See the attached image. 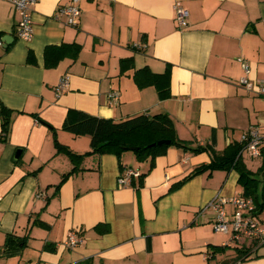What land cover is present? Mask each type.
Wrapping results in <instances>:
<instances>
[{"label":"crops","instance_id":"obj_1","mask_svg":"<svg viewBox=\"0 0 264 264\" xmlns=\"http://www.w3.org/2000/svg\"><path fill=\"white\" fill-rule=\"evenodd\" d=\"M176 1L80 0L78 25L70 26L55 13L72 0H37L34 37L25 41L16 35L13 4L0 0V111L12 110L6 140L0 115V264H224L236 246L250 245L243 238L214 253L230 235L215 230L208 203L243 193L236 168L179 184L212 160L211 149L193 148L215 139L221 153L251 125L264 137V0H180L190 11L186 28L176 22ZM61 44L78 45V52L67 50L47 66L46 48ZM243 62L262 84L259 94L240 84ZM145 67L165 74L163 93L147 82ZM65 74L70 84L57 97ZM71 109L116 120L164 112L189 146H170L153 165L133 150L87 154L91 136L63 129ZM53 129L75 156L57 149ZM241 153L257 171L262 157L245 147ZM126 167L143 177L121 187ZM72 229L83 242L70 249L62 242ZM249 254L258 257L239 264H264V241Z\"/></svg>","mask_w":264,"mask_h":264},{"label":"trees","instance_id":"obj_2","mask_svg":"<svg viewBox=\"0 0 264 264\" xmlns=\"http://www.w3.org/2000/svg\"><path fill=\"white\" fill-rule=\"evenodd\" d=\"M75 49L78 52V45H50L45 50L46 65H55L67 50ZM128 61L127 59L125 62ZM143 70L149 72L148 83H154L159 88L161 77L165 74L158 75L150 72L149 68L145 67ZM147 83L141 82V85ZM161 88V93H163ZM11 114L12 110L2 105L0 115L2 119L1 139L6 140L11 128ZM63 129L73 133L76 136L89 135L91 136L92 150L87 154L98 153L106 154L112 153L121 157L124 151L131 150L130 147H137L134 151L139 161L150 160L151 165L154 160L167 152L170 146L188 147L187 141L178 137L174 120L172 117L164 112L149 114L138 113L128 116L121 120L114 118H106L93 114H89L79 109H71L63 123ZM56 130L53 129V135L57 149L59 151L67 152L71 157L75 156L67 146L59 142L56 137ZM159 140H170V143L159 144ZM215 139L208 146H198L193 148L195 151L202 149H211L212 160L208 164H203L197 167L189 176H187L179 185L194 176L207 171L215 169H231L236 168L239 171V183L243 187V193L246 196L253 197L257 206V211L260 213L264 211V144L262 146V164L257 171L249 169L243 161L242 150L245 147V142L231 143L223 152H217L214 146ZM84 155V154H83ZM80 156V155H77ZM71 173V172H70ZM70 173L66 174L68 176ZM64 177V178H65ZM143 173H141L142 179ZM177 185V186H179ZM238 243V242H236ZM261 242L252 240L250 245L243 243V246H236V256L230 262L224 264H239L249 259L258 256H251L249 251ZM227 245L218 246L214 253L226 251Z\"/></svg>","mask_w":264,"mask_h":264},{"label":"built area","instance_id":"obj_3","mask_svg":"<svg viewBox=\"0 0 264 264\" xmlns=\"http://www.w3.org/2000/svg\"><path fill=\"white\" fill-rule=\"evenodd\" d=\"M19 16L16 26V35L19 39L31 41L34 37V19L33 6L37 0H9ZM175 19L180 28H186L189 25L190 11L185 8L180 0L174 4ZM82 10L80 0H72L59 6L55 13V18L60 20L65 18V23L70 26H77ZM0 44L3 41L0 40ZM135 47H139L135 44ZM245 74L240 78V84L249 92L259 94L262 84L253 82L249 75L251 66L247 62H243ZM70 84V75L65 74L55 85L56 96L59 97L67 89ZM109 99L113 103L119 102V93L112 91L108 94ZM245 149L254 157H261L264 137L257 125H251L243 134ZM141 171L131 167H126L122 174L118 177V184L121 187H127L133 184L134 178L141 177ZM2 195L0 194V202ZM208 207L215 212V230L230 235V239L226 243L227 246H233L243 238L264 241V227L258 218V211L253 197L239 193L231 197L217 195L209 203ZM83 242V238L75 229L68 231L62 245L73 249Z\"/></svg>","mask_w":264,"mask_h":264},{"label":"water","instance_id":"obj_4","mask_svg":"<svg viewBox=\"0 0 264 264\" xmlns=\"http://www.w3.org/2000/svg\"><path fill=\"white\" fill-rule=\"evenodd\" d=\"M11 37L13 38V36H11ZM7 42L9 43L10 41L7 39ZM158 143H159V144L170 143V140H159ZM130 148H131V150H135L137 147L132 146V147H130ZM21 153H22V150L19 149V150L17 151V153H16L15 158H16V159L19 158L20 155H21Z\"/></svg>","mask_w":264,"mask_h":264},{"label":"rangeland","instance_id":"obj_5","mask_svg":"<svg viewBox=\"0 0 264 264\" xmlns=\"http://www.w3.org/2000/svg\"><path fill=\"white\" fill-rule=\"evenodd\" d=\"M263 217V221H264V215L262 216ZM264 223V222H263Z\"/></svg>","mask_w":264,"mask_h":264}]
</instances>
